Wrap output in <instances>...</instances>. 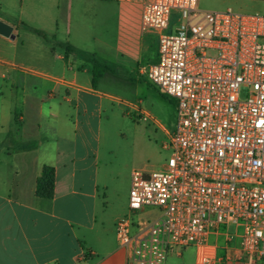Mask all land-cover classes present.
<instances>
[{
    "label": "built area",
    "instance_id": "1",
    "mask_svg": "<svg viewBox=\"0 0 264 264\" xmlns=\"http://www.w3.org/2000/svg\"><path fill=\"white\" fill-rule=\"evenodd\" d=\"M198 1L142 9L156 57L139 74L173 102L177 123L165 164L132 173L129 214L116 224L126 264H165L188 249L195 264L264 262V15L205 12Z\"/></svg>",
    "mask_w": 264,
    "mask_h": 264
},
{
    "label": "crops",
    "instance_id": "2",
    "mask_svg": "<svg viewBox=\"0 0 264 264\" xmlns=\"http://www.w3.org/2000/svg\"><path fill=\"white\" fill-rule=\"evenodd\" d=\"M149 1L20 0L17 16L5 12L0 17L15 36L0 35V264H126L116 229L110 232L101 216L106 198L102 116L104 101L114 96L100 83L112 69L97 58L95 66L78 62L80 48L71 41V29L73 18L81 20L87 8L101 6L107 15L113 6L117 57L124 59L135 45L148 61L151 40L141 35L140 24ZM25 20L53 22L51 29L40 30L63 49L58 54L44 47L52 53L53 64H39L45 60L40 54L23 55L27 50L21 28L32 30ZM62 25L66 41L58 40ZM97 64L106 71L98 73ZM95 74L101 77L94 86ZM25 144L35 146L19 148ZM45 166L56 172L52 200L36 195ZM188 251L170 256L165 264H195Z\"/></svg>",
    "mask_w": 264,
    "mask_h": 264
},
{
    "label": "rangeland",
    "instance_id": "3",
    "mask_svg": "<svg viewBox=\"0 0 264 264\" xmlns=\"http://www.w3.org/2000/svg\"><path fill=\"white\" fill-rule=\"evenodd\" d=\"M14 1V3H11ZM20 0H0V17L5 12L19 14ZM198 8L205 12L225 11L229 8L242 14L264 15V0H199ZM107 15H102V7L98 5L87 8L81 18L72 20L71 41L78 45L77 61L85 60L95 66L94 59L105 61L112 71L108 72L101 81V89L109 91L114 97L104 101L101 130V168L102 183L105 186V205L101 210L102 219L106 222L110 232L116 229L117 221L129 214V192L131 177L135 169L146 165L159 170L170 157V153L163 149L168 141V134L176 129L177 112L173 102L162 95L142 77L138 70L147 61L138 53L135 45H130L129 54L124 59L117 57L115 49L118 45V20L113 6L108 7ZM181 22L179 15L171 18V25ZM31 29H51L53 22L24 21ZM26 41L23 55L31 57L40 54L45 60H39L47 66L55 61L50 52L45 49L53 48L60 54L63 49L56 45L51 37L44 39L32 30L21 28ZM53 33V30H48ZM64 25L59 31L58 40L66 41ZM123 43V42H122ZM122 46V44H121ZM146 57L153 60L156 57L155 43ZM34 63L36 60L32 59ZM99 70L106 71L101 64L96 65ZM140 112L149 115L144 121ZM152 217V213L140 214L141 219ZM116 234V232H115ZM189 256L195 259V251L189 249Z\"/></svg>",
    "mask_w": 264,
    "mask_h": 264
},
{
    "label": "trees",
    "instance_id": "4",
    "mask_svg": "<svg viewBox=\"0 0 264 264\" xmlns=\"http://www.w3.org/2000/svg\"><path fill=\"white\" fill-rule=\"evenodd\" d=\"M34 33L46 39L47 37L40 30H34ZM103 72V70H102ZM101 77V74H95L93 77V85L95 86L98 79ZM32 144H25L19 148L26 150L28 148L34 147ZM55 181H56V172L55 169L51 166H45L39 178L37 179L36 184V195L40 199L52 200L55 195Z\"/></svg>",
    "mask_w": 264,
    "mask_h": 264
},
{
    "label": "water",
    "instance_id": "5",
    "mask_svg": "<svg viewBox=\"0 0 264 264\" xmlns=\"http://www.w3.org/2000/svg\"><path fill=\"white\" fill-rule=\"evenodd\" d=\"M0 35L12 40L15 39V36L12 35V28L2 21H0Z\"/></svg>",
    "mask_w": 264,
    "mask_h": 264
}]
</instances>
